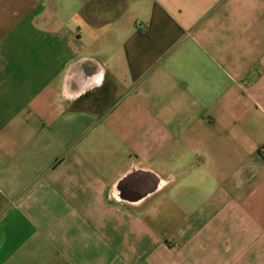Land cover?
I'll return each instance as SVG.
<instances>
[{"label": "crops", "instance_id": "0c3cea01", "mask_svg": "<svg viewBox=\"0 0 264 264\" xmlns=\"http://www.w3.org/2000/svg\"><path fill=\"white\" fill-rule=\"evenodd\" d=\"M0 264H264V0H0Z\"/></svg>", "mask_w": 264, "mask_h": 264}]
</instances>
